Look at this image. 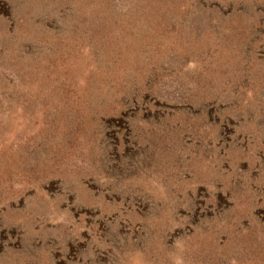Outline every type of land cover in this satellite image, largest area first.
<instances>
[{"label": "rangeland", "instance_id": "1", "mask_svg": "<svg viewBox=\"0 0 264 264\" xmlns=\"http://www.w3.org/2000/svg\"><path fill=\"white\" fill-rule=\"evenodd\" d=\"M0 264H264V0H0Z\"/></svg>", "mask_w": 264, "mask_h": 264}]
</instances>
